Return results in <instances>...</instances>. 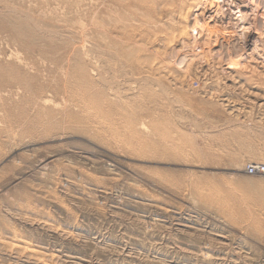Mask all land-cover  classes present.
I'll return each mask as SVG.
<instances>
[{"label": "rangeland", "instance_id": "1", "mask_svg": "<svg viewBox=\"0 0 264 264\" xmlns=\"http://www.w3.org/2000/svg\"><path fill=\"white\" fill-rule=\"evenodd\" d=\"M264 0H0V264H264Z\"/></svg>", "mask_w": 264, "mask_h": 264}, {"label": "built area", "instance_id": "2", "mask_svg": "<svg viewBox=\"0 0 264 264\" xmlns=\"http://www.w3.org/2000/svg\"><path fill=\"white\" fill-rule=\"evenodd\" d=\"M247 174L254 175L256 173H263L264 172V166H248L246 170Z\"/></svg>", "mask_w": 264, "mask_h": 264}]
</instances>
